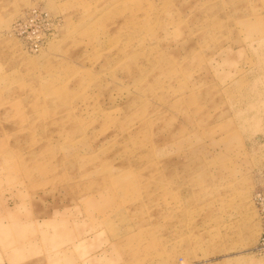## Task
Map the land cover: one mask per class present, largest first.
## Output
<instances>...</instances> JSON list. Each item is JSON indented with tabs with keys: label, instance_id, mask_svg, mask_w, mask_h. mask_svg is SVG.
<instances>
[{
	"label": "rangeland",
	"instance_id": "1",
	"mask_svg": "<svg viewBox=\"0 0 264 264\" xmlns=\"http://www.w3.org/2000/svg\"><path fill=\"white\" fill-rule=\"evenodd\" d=\"M264 0H0V264H264Z\"/></svg>",
	"mask_w": 264,
	"mask_h": 264
},
{
	"label": "built area",
	"instance_id": "2",
	"mask_svg": "<svg viewBox=\"0 0 264 264\" xmlns=\"http://www.w3.org/2000/svg\"><path fill=\"white\" fill-rule=\"evenodd\" d=\"M255 199L258 207V213L260 214L262 222L264 223V188L260 189L256 193Z\"/></svg>",
	"mask_w": 264,
	"mask_h": 264
}]
</instances>
